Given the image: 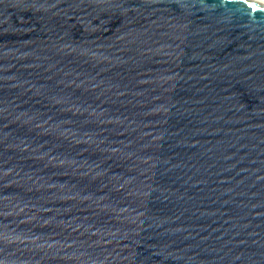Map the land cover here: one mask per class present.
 Listing matches in <instances>:
<instances>
[{"label":"water","instance_id":"water-1","mask_svg":"<svg viewBox=\"0 0 264 264\" xmlns=\"http://www.w3.org/2000/svg\"><path fill=\"white\" fill-rule=\"evenodd\" d=\"M0 264H264V7L0 0Z\"/></svg>","mask_w":264,"mask_h":264},{"label":"bare ground","instance_id":"bare-ground-1","mask_svg":"<svg viewBox=\"0 0 264 264\" xmlns=\"http://www.w3.org/2000/svg\"><path fill=\"white\" fill-rule=\"evenodd\" d=\"M264 7V0H244Z\"/></svg>","mask_w":264,"mask_h":264}]
</instances>
